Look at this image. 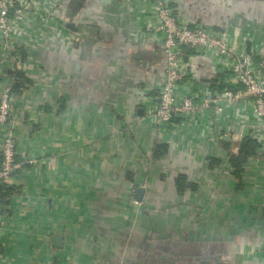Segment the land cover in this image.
I'll return each mask as SVG.
<instances>
[{
    "label": "crops",
    "instance_id": "crops-1",
    "mask_svg": "<svg viewBox=\"0 0 264 264\" xmlns=\"http://www.w3.org/2000/svg\"><path fill=\"white\" fill-rule=\"evenodd\" d=\"M150 4L61 0L58 20L71 22L77 36L43 48L38 63L28 64L26 91H14L22 167L0 206V264H264V145L257 141L236 175L231 157L250 137L237 123L223 135L215 122L201 130L176 119L160 129L140 120L163 65ZM171 6L183 24L210 25L240 50L253 33L264 45V0ZM192 55L188 68L207 92L216 57ZM214 130L222 135L218 146ZM3 138L0 127V152ZM55 236L63 237L61 247Z\"/></svg>",
    "mask_w": 264,
    "mask_h": 264
},
{
    "label": "built area",
    "instance_id": "built-area-1",
    "mask_svg": "<svg viewBox=\"0 0 264 264\" xmlns=\"http://www.w3.org/2000/svg\"><path fill=\"white\" fill-rule=\"evenodd\" d=\"M144 1L154 8L155 21L150 28L161 36L163 65L157 79L150 83L157 95L141 103L146 114L140 120L146 116L160 129L171 126L176 119L188 120L201 130L209 128L206 122H215L222 125L223 135L232 134L237 123L264 145V45L257 43L255 34L249 47L240 50L232 41L216 35L210 25L183 24L171 0ZM60 9L61 0H0V69L7 65L0 90V127L4 131L0 185L10 184L13 174L22 167L17 160V123L12 115L15 84L27 81L28 64L38 63L42 49L52 41L68 44L77 36L58 20ZM192 51H207L216 57L217 70L209 78L207 92L199 89L194 72L188 68V59L196 58ZM38 74L42 79L50 78L43 71ZM244 106L249 107L247 114ZM228 109L233 115H225ZM221 139L222 135L214 130L213 144L220 145ZM26 162L32 164L34 159ZM133 202L139 203L136 199Z\"/></svg>",
    "mask_w": 264,
    "mask_h": 264
},
{
    "label": "trees",
    "instance_id": "trees-1",
    "mask_svg": "<svg viewBox=\"0 0 264 264\" xmlns=\"http://www.w3.org/2000/svg\"><path fill=\"white\" fill-rule=\"evenodd\" d=\"M24 81H20L14 86L13 91H21L23 90ZM258 140L250 137H245L240 145L239 150L236 155H232L231 157V163L233 167L235 168V174L240 175V173L243 170L244 164L247 162L248 158L255 155L257 153V148L259 146ZM185 182V178L183 176H180L177 179V184L179 190H182L183 185ZM15 192V187L10 184H1L0 185V206L5 205L9 202L11 197L13 196Z\"/></svg>",
    "mask_w": 264,
    "mask_h": 264
},
{
    "label": "water",
    "instance_id": "water-1",
    "mask_svg": "<svg viewBox=\"0 0 264 264\" xmlns=\"http://www.w3.org/2000/svg\"><path fill=\"white\" fill-rule=\"evenodd\" d=\"M67 26L69 27V28H71L72 30H75V28H74V25L71 23V22H68L67 23ZM142 192V191H141ZM140 191H139V193H141ZM53 240H54V244H55V246H57V247H61L62 246V244H63V237H61V236H55L54 238H53Z\"/></svg>",
    "mask_w": 264,
    "mask_h": 264
}]
</instances>
